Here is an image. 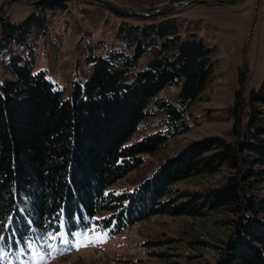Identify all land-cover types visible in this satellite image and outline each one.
<instances>
[{
    "label": "trees",
    "instance_id": "obj_1",
    "mask_svg": "<svg viewBox=\"0 0 264 264\" xmlns=\"http://www.w3.org/2000/svg\"><path fill=\"white\" fill-rule=\"evenodd\" d=\"M67 4L42 0L20 22L0 16V56L11 76L0 79L4 255L30 242L53 243L45 242L49 233L59 237L95 227L115 234L153 215L201 217L223 210L233 229L215 264H264V79L245 94L248 68L240 69L230 108L233 140L221 135L192 140L133 190L107 191L141 167L143 153L191 130L188 109L214 76V47L196 33L183 35L172 7L149 16L106 4L121 18L143 22L124 21L118 43L100 54H95L99 44L89 45L84 54L89 74L63 97L13 47L26 46L34 31L46 28L45 14L66 10ZM172 86L178 87L173 99L160 95ZM158 115L164 130L129 141L144 120ZM222 170L223 182L212 188L174 189L190 177Z\"/></svg>",
    "mask_w": 264,
    "mask_h": 264
},
{
    "label": "rangeland",
    "instance_id": "obj_2",
    "mask_svg": "<svg viewBox=\"0 0 264 264\" xmlns=\"http://www.w3.org/2000/svg\"><path fill=\"white\" fill-rule=\"evenodd\" d=\"M106 1L110 2L67 0L66 10L47 12L46 28L40 33L34 31L26 46H14V52L24 59L33 60V71H43L55 88L62 91V96L68 98L73 84L82 82L89 74L90 64L84 58L88 46L95 48L99 44L95 54H100L105 47L118 43V28L124 21L143 22L133 17L121 18L106 4L134 14L126 10L151 13L162 4L174 3L177 6L165 5L158 10L172 7L171 12L177 16L183 35L196 33L198 38L214 47L215 59V73L208 88L188 109L187 121L191 130L171 136L154 153H143L141 167L107 189L121 192L133 190L143 183L162 162L192 140L208 135L234 139L231 134L234 117L230 108L234 103V93L240 87V69L248 68L245 94L252 88L258 89L264 79V0H239L235 5L219 0ZM5 8L6 0H0V16L20 22L36 10V3L10 0L9 7ZM4 56H0L1 80L11 78L5 71ZM148 58L145 55L144 61ZM177 90V86H172L160 95L173 99ZM242 118L244 122L245 115ZM161 119L162 116L158 115L144 120L129 141L141 140L148 134L164 130ZM225 174L227 172L222 170L213 175L193 176L177 183L174 189L212 188L223 182ZM229 217L230 214L223 210L201 217L159 214L115 234L109 229L95 227L88 231L78 230L74 234L63 231L53 243L48 242L44 246L40 242H30L27 249L20 248L6 254L3 264H215L232 233ZM65 240L70 243H65Z\"/></svg>",
    "mask_w": 264,
    "mask_h": 264
},
{
    "label": "snow or ice",
    "instance_id": "obj_3",
    "mask_svg": "<svg viewBox=\"0 0 264 264\" xmlns=\"http://www.w3.org/2000/svg\"><path fill=\"white\" fill-rule=\"evenodd\" d=\"M5 223L6 221H0V232H2L4 230V226H5ZM13 231H14V226H13ZM57 237H56V234L55 233H49L45 236V242H47L48 239H51V240H55ZM3 240V237L0 236V241ZM65 243H70V241L68 240H65L64 241ZM7 247L6 244L4 243H0V264H3V261L5 260V255H4V248Z\"/></svg>",
    "mask_w": 264,
    "mask_h": 264
},
{
    "label": "water",
    "instance_id": "obj_4",
    "mask_svg": "<svg viewBox=\"0 0 264 264\" xmlns=\"http://www.w3.org/2000/svg\"><path fill=\"white\" fill-rule=\"evenodd\" d=\"M20 1H22V3L23 4H34V3H36V4H38L40 1H42V0H39V1H25V0H20ZM100 1H102V2H107V3H109L110 1H106V0H100ZM187 1H189V0H187ZM187 1H185V2H183L182 4H185ZM9 3H10V0H6V8H5V10L9 7ZM165 5H171V6H177L176 4H174V3H165L164 5L162 4L159 8H161V7H164ZM159 8H157V9H155V10H153V11H151V13H148V12H139V11H137V12H135V11H132V10H126V11H129V12H132V13H134V14H142V15H149V16H151L153 13H155V12H157L158 11V9Z\"/></svg>",
    "mask_w": 264,
    "mask_h": 264
}]
</instances>
